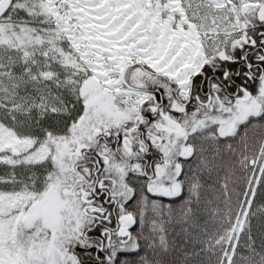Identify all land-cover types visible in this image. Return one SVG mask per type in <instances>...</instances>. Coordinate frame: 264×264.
<instances>
[{"label": "snow or ice", "instance_id": "obj_1", "mask_svg": "<svg viewBox=\"0 0 264 264\" xmlns=\"http://www.w3.org/2000/svg\"><path fill=\"white\" fill-rule=\"evenodd\" d=\"M0 264H264V0H0Z\"/></svg>", "mask_w": 264, "mask_h": 264}]
</instances>
